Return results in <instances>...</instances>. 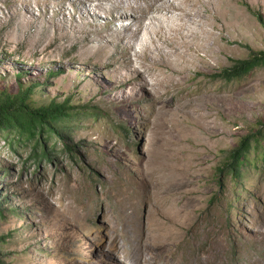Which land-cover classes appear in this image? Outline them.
<instances>
[{
	"label": "rangeland",
	"instance_id": "374dc122",
	"mask_svg": "<svg viewBox=\"0 0 264 264\" xmlns=\"http://www.w3.org/2000/svg\"><path fill=\"white\" fill-rule=\"evenodd\" d=\"M186 1L183 32L194 30L206 47L159 94L136 97L111 84L113 69L107 75L95 67L77 45L84 36L43 55L21 42L23 30L57 37V4L33 0L28 26L11 0H0V94L24 93L31 108L62 104L72 115L61 128L64 142L45 134L37 140L50 151L44 157L17 136L0 138V264H264L261 137L238 178L219 173L264 126V66L240 80L221 76L234 61L264 52V0H213L212 7L203 0L196 9L197 0ZM128 5L83 0L101 8L103 29ZM92 20L85 28L95 38ZM163 45L156 40L147 56L167 52ZM137 51L126 49L134 62Z\"/></svg>",
	"mask_w": 264,
	"mask_h": 264
},
{
	"label": "bare ground",
	"instance_id": "6f19581e",
	"mask_svg": "<svg viewBox=\"0 0 264 264\" xmlns=\"http://www.w3.org/2000/svg\"><path fill=\"white\" fill-rule=\"evenodd\" d=\"M47 1L48 5L52 2L57 4V8H54V15L51 18L57 37L53 39L48 30L40 29L32 34L28 30H23L21 32V42L23 44L26 43L27 47L33 50L35 54L43 55L52 48L61 49L65 52V48L74 45V40L84 36V41L77 43V45L84 48V54L94 58L93 64H95V67L104 68L107 75L110 74L108 71L113 69L114 74L110 76L111 84L113 86L118 84L129 86V95L132 96L137 97L142 93L153 95L152 89L155 90L154 94H159L158 88L165 86V79L169 78L168 76L170 75L182 76L185 71L189 70V66L192 63L194 64L191 54L197 52L198 49L201 51L203 47H206V45L200 43L199 37L193 32L194 30L191 29L192 32H183L186 26L184 20L190 15V12L184 9V4L188 2L186 0H139V5L136 7L132 5V0H126L129 2L127 10L118 7L116 9L118 14L114 21H109L105 18L104 20H107L105 29L101 26L100 14L103 12L101 8L84 7L83 0H77L78 2L75 3H67L70 0ZM197 1L192 5V8L198 6V3H202L203 0ZM204 1L207 3H205L207 7L214 5L213 0ZM10 4L14 12L22 16L23 23L26 21L25 24L29 26V21L35 20L32 17L34 16L33 0H11ZM74 5L76 6L74 13L68 14L70 7H74ZM22 6L26 8L23 9ZM50 6H54L53 3ZM208 10L210 11L211 9ZM47 11V9L43 11L42 16L45 17ZM112 11L108 10L107 12ZM28 15L31 16L30 19L25 17ZM69 16L70 20L68 19ZM89 17L93 19L92 24L98 29L95 33V38H92L90 35L92 33L85 28V20H88ZM124 20H129V23L121 29H111V32H107L108 27ZM207 30L202 28L203 33L207 36L206 38L209 39L212 34H208ZM176 34H179L181 41L177 40ZM156 40L161 41L168 51L163 52L165 50L157 49L156 56H147L150 46ZM11 42L12 40L7 39V44H11ZM157 43L155 45L158 46ZM135 45L139 48V51L135 54L136 62H134L130 54L126 53V49H132ZM124 49L125 52L122 51ZM112 59H114V63L111 62ZM186 60L188 65L186 64L185 66ZM149 78L153 79L152 83ZM136 260L134 258V261Z\"/></svg>",
	"mask_w": 264,
	"mask_h": 264
},
{
	"label": "trees",
	"instance_id": "16d2710c",
	"mask_svg": "<svg viewBox=\"0 0 264 264\" xmlns=\"http://www.w3.org/2000/svg\"><path fill=\"white\" fill-rule=\"evenodd\" d=\"M257 21L262 24V17L256 15ZM264 66V52H258L250 59L245 61H234L233 66L222 73V78L227 80H240L248 76L256 68ZM24 93L14 96L0 94V138L10 142L17 136L22 141L20 144H28L33 155L47 156V151L42 140L37 141L43 134L46 136H55L61 140L62 126L71 118L70 107L62 104H50L46 107L31 108L26 100ZM10 137V139H8ZM261 137L262 155L260 160L264 162V126L257 131L255 135L245 137L238 148L230 153V162L225 165L223 170H229L231 177L235 180L239 177L238 169L241 165L248 164L251 148L257 146ZM35 140L34 142H32ZM63 148L70 152L71 147L63 143ZM38 152L35 153V150ZM255 150V148H254Z\"/></svg>",
	"mask_w": 264,
	"mask_h": 264
}]
</instances>
